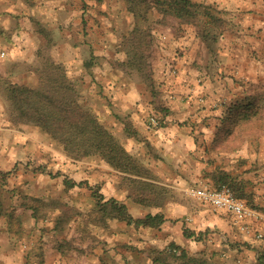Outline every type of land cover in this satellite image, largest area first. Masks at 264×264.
<instances>
[{
	"label": "rangeland",
	"instance_id": "rangeland-1",
	"mask_svg": "<svg viewBox=\"0 0 264 264\" xmlns=\"http://www.w3.org/2000/svg\"><path fill=\"white\" fill-rule=\"evenodd\" d=\"M25 1L17 0L21 4L13 13V33L0 38V98L11 122L15 124L7 86H39L46 64H61L68 77L78 83L84 104L114 133L138 168L134 171L137 173H120L96 158L70 159L38 128L15 124L21 132L24 130L20 126H30L36 136L32 142L37 146L32 150L9 148L13 153L10 151L0 167V220L14 244L16 240L23 254L37 258V263L47 258V264H71V258L93 264L94 256L100 264H247L237 260L216 262L202 234L198 238L204 249L197 253H187L176 245H140L151 239V229L163 224L136 228L108 218L98 205L100 195L105 197L102 202L114 198L136 218L133 209L137 205L147 207L152 203L154 209L159 204L175 202L165 196H178L179 202L193 203L184 193L187 188L180 195L179 191L154 183L158 179L147 168L153 149L147 143L141 146V142L128 141V137L141 141L145 138L139 136L129 119L135 112L143 113V122L149 127L151 117L161 118L171 111L163 101L164 89L160 84L180 75L175 61L165 64L169 55L164 53L172 42L170 35L183 39L189 31L195 32L217 61L211 48H218L215 37L226 27L223 19L217 17V10L190 0L197 5L190 10L196 14L179 18L169 9L174 0H32L30 7H24ZM208 16L212 19L209 24L205 18ZM200 56L195 58V65ZM261 60L264 62L263 57ZM188 75L198 80L207 77L237 81L243 87L248 80L239 71L219 72L216 66L212 72L201 70ZM260 75L264 81V75ZM137 89L140 95L148 97L145 104L139 109L130 107L128 115L121 113L125 93ZM244 90L251 94L234 110L246 115L245 119L229 121V125L235 123L231 127L240 129V138L246 131L255 130L259 142L258 134L264 133V87L259 88L256 83ZM126 124L135 136H129ZM65 180L74 183L73 187H68ZM94 191L99 194L94 196ZM142 192L157 194L158 198L144 200Z\"/></svg>",
	"mask_w": 264,
	"mask_h": 264
},
{
	"label": "crops",
	"instance_id": "crops-1",
	"mask_svg": "<svg viewBox=\"0 0 264 264\" xmlns=\"http://www.w3.org/2000/svg\"><path fill=\"white\" fill-rule=\"evenodd\" d=\"M26 1L24 7H30L33 3L32 0ZM194 1L205 4L209 10L216 9V16L223 19L226 25L223 31L220 30L221 35L215 37L218 48H211L217 61L211 58L209 49L195 32L185 33L183 39L170 35L172 42L164 53L169 55L165 64L175 61L180 75L159 83L164 89L163 101L171 111L159 117L164 120V125L157 129L147 127L143 122V113L135 112L129 120L139 136L145 138L143 142L141 138L134 140L128 137V141L135 144L141 142V146L147 143L153 149L148 156L147 168L158 179L154 183L174 192L179 191L180 195L185 188L208 186L218 189L228 186L237 198L264 216V133L258 134L261 138L257 142L255 130L246 131L245 136L240 138V129L231 127L235 123L229 125V121L245 119L246 115L234 110L251 94L245 92L244 88L255 87L256 83L259 88L264 87V81L259 78L260 74L264 75V62L261 60V57L264 58V0ZM18 4L21 3H17V0H0V38L13 33L16 24L13 13ZM205 18L207 24L212 20L209 16ZM198 54L201 56L195 65ZM215 66L219 72L243 73L248 77L247 86L243 87L237 81L207 77L198 80L194 75H188L201 70L212 72ZM165 68L168 69L167 66ZM147 98L140 95L138 89L125 93L121 113L128 115L130 107H143ZM200 99L206 102L202 103ZM220 101L227 104L219 106ZM5 106L0 98V156L4 157L0 159V167L13 153L9 148L17 146L32 150L37 146L32 142L34 135L30 126H20L24 131H19V127L11 122L12 117H9ZM38 145L41 147V143ZM165 197L175 202L159 204L154 209L152 203L146 204L147 207L137 205L133 209L136 218L151 214L162 215L165 219L160 228L151 229V239L140 245L149 244L155 248L176 245L187 253H197L204 249L203 242L198 238L202 234L207 238L209 251L216 262H259L264 253V237L259 239L257 235L261 233L264 236L263 221H247L250 233H245L235 224L233 215L225 210L213 212L208 204L196 199L187 204L179 202L178 196ZM141 198L154 201L158 195L142 192ZM6 230L7 226L0 220V264L48 263L47 258L37 263V258L23 254L17 241L14 244ZM94 258L93 264H100ZM71 259V264H89L84 259Z\"/></svg>",
	"mask_w": 264,
	"mask_h": 264
},
{
	"label": "trees",
	"instance_id": "trees-1",
	"mask_svg": "<svg viewBox=\"0 0 264 264\" xmlns=\"http://www.w3.org/2000/svg\"><path fill=\"white\" fill-rule=\"evenodd\" d=\"M196 6L190 0H174L169 3V9L179 18L183 14L188 17L195 15L190 10ZM43 76V82L36 87L18 83L7 86V98L13 109L15 124L38 128L61 147L70 159L79 161L96 158L120 173L134 172L138 168L136 160L114 133L84 104L78 83L68 77L64 67L61 64L48 63ZM168 113L167 111L164 116ZM154 118L160 119L157 116ZM160 120L159 127L164 122L163 119ZM129 131L127 127V132ZM129 136H135V132H129ZM65 183L68 187L74 185L67 180ZM93 193L94 196L99 194L97 191ZM104 199L100 195L98 205L110 219H118L136 228H153L165 222L162 215L149 214L145 218H134L125 204L114 198L102 202ZM259 264H264V253L259 258Z\"/></svg>",
	"mask_w": 264,
	"mask_h": 264
},
{
	"label": "built area",
	"instance_id": "built-area-1",
	"mask_svg": "<svg viewBox=\"0 0 264 264\" xmlns=\"http://www.w3.org/2000/svg\"><path fill=\"white\" fill-rule=\"evenodd\" d=\"M5 53H2L3 57ZM160 126L158 119L152 117L149 120V128L157 129ZM187 197L202 201L208 204L213 212L225 210L231 213L234 217V222L239 225L241 231L250 233L247 227V221H263L264 216L261 215L256 209L248 206L245 201L237 198L233 191L228 186H222L219 189H211L208 186H201L196 188H187L184 191ZM263 234L259 233L257 238L262 239Z\"/></svg>",
	"mask_w": 264,
	"mask_h": 264
}]
</instances>
